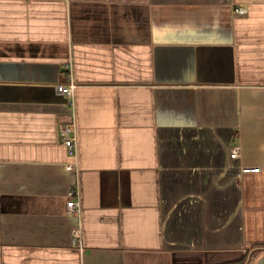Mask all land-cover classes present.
<instances>
[{"label": "crops", "instance_id": "0c3cea01", "mask_svg": "<svg viewBox=\"0 0 264 264\" xmlns=\"http://www.w3.org/2000/svg\"><path fill=\"white\" fill-rule=\"evenodd\" d=\"M0 264H264V0H0Z\"/></svg>", "mask_w": 264, "mask_h": 264}, {"label": "built area", "instance_id": "2783aa9c", "mask_svg": "<svg viewBox=\"0 0 264 264\" xmlns=\"http://www.w3.org/2000/svg\"><path fill=\"white\" fill-rule=\"evenodd\" d=\"M235 11L243 13V12H246V9L243 6H239L235 9ZM77 86H78V84H76L74 82L73 78H71L69 83L58 84V90H59V92H63L69 96H73ZM60 134H62V137L64 139V143L67 146V149H69L70 156L73 157V159H74L67 166L69 169L78 170L79 165H78V158H77L78 157V149H77V140H78L77 135H78V133H77V129L74 125L65 124L61 128ZM240 154H241V146L240 145H234L232 147L231 157L232 158H238V157H240ZM244 169L249 170L251 168L245 167ZM68 195H69V200H68V204H67L68 209L71 213L78 215L81 212V207H82L79 189L70 190ZM74 230H75L74 234L76 236L81 233V230H79L78 228H75ZM74 241L75 242H81L79 237H75Z\"/></svg>", "mask_w": 264, "mask_h": 264}, {"label": "rangeland", "instance_id": "374dc122", "mask_svg": "<svg viewBox=\"0 0 264 264\" xmlns=\"http://www.w3.org/2000/svg\"><path fill=\"white\" fill-rule=\"evenodd\" d=\"M189 207V206H188ZM183 208H184V206H183Z\"/></svg>", "mask_w": 264, "mask_h": 264}]
</instances>
